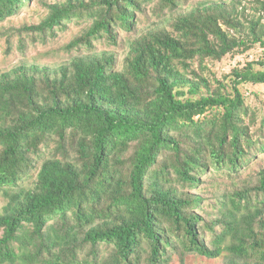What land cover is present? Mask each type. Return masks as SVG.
<instances>
[{
  "label": "trees",
  "instance_id": "obj_1",
  "mask_svg": "<svg viewBox=\"0 0 264 264\" xmlns=\"http://www.w3.org/2000/svg\"><path fill=\"white\" fill-rule=\"evenodd\" d=\"M45 8L9 27L21 54L89 24L45 54L65 61L0 70V264H264V113L241 89L264 60L214 71L264 49V0Z\"/></svg>",
  "mask_w": 264,
  "mask_h": 264
},
{
  "label": "rangeland",
  "instance_id": "obj_2",
  "mask_svg": "<svg viewBox=\"0 0 264 264\" xmlns=\"http://www.w3.org/2000/svg\"><path fill=\"white\" fill-rule=\"evenodd\" d=\"M60 0H33L28 7L19 11L17 16L0 23V32H5L6 35L0 37V70L9 69L21 61L28 63H39L38 65L49 64L51 62L65 61L67 58L62 53L55 54V58L45 57V54L51 50L61 49L63 45L76 35L89 22L82 19L79 23H70L65 31L59 32L54 40H48L46 43L33 42L26 39L25 53L21 54L18 49L16 38L9 32V27H19L24 24L37 23L47 13L46 4H53ZM42 2L44 3L42 5ZM89 21V20H88ZM142 26V23H140ZM105 46L104 42L96 43V47ZM264 60V49L256 47L244 55H229L220 62L214 63V71L220 77L227 74L234 67H243L249 61ZM245 95L247 105H249L259 116L264 113V86L247 84L241 87ZM6 200L0 193V210L5 205ZM173 264H179L174 262ZM186 264H221L218 261L206 260L204 258H188Z\"/></svg>",
  "mask_w": 264,
  "mask_h": 264
}]
</instances>
